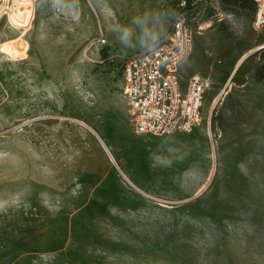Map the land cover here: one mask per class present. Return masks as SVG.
<instances>
[{"label":"rangeland","instance_id":"374dc122","mask_svg":"<svg viewBox=\"0 0 264 264\" xmlns=\"http://www.w3.org/2000/svg\"><path fill=\"white\" fill-rule=\"evenodd\" d=\"M27 2L25 29L0 15V264H263L264 30L253 0H210L189 15L181 71L206 83L205 115L159 136L133 127L124 50L111 39L125 26L107 25L106 0L92 21L83 0Z\"/></svg>","mask_w":264,"mask_h":264},{"label":"built area","instance_id":"2783aa9c","mask_svg":"<svg viewBox=\"0 0 264 264\" xmlns=\"http://www.w3.org/2000/svg\"><path fill=\"white\" fill-rule=\"evenodd\" d=\"M256 5L254 28L264 30V0ZM169 31L150 47L121 55L122 92L138 134L165 135L189 131L203 119L207 85L198 75L181 71L193 49L189 15L210 0H168ZM106 43L105 39H102ZM264 49V44L257 47Z\"/></svg>","mask_w":264,"mask_h":264},{"label":"crops","instance_id":"0c3cea01","mask_svg":"<svg viewBox=\"0 0 264 264\" xmlns=\"http://www.w3.org/2000/svg\"><path fill=\"white\" fill-rule=\"evenodd\" d=\"M97 1L104 3L105 0H83L82 3L84 13H89L91 21L94 20L93 13L94 10L96 11L94 3ZM167 1L106 0L104 4L107 6V13L105 15L107 25L114 27L124 24V33L125 31L128 33L126 37L124 33L122 35L115 33L111 38L112 44L115 47L119 45L124 50L123 54L132 55L150 47L161 39L169 31L171 25L170 20L165 15ZM122 7L129 8V11L125 13ZM97 30L99 31L98 28ZM106 40L110 41L108 38ZM262 263L264 264V260Z\"/></svg>","mask_w":264,"mask_h":264},{"label":"bare ground","instance_id":"6f19581e","mask_svg":"<svg viewBox=\"0 0 264 264\" xmlns=\"http://www.w3.org/2000/svg\"><path fill=\"white\" fill-rule=\"evenodd\" d=\"M0 1L4 2V0H0ZM27 4L28 5L30 4V2H27V0H13L12 3L9 4V7L5 10L6 13L4 14L3 12H0V15L1 14L6 15L8 18V21L15 28H24L25 29L27 24H28V19H29V15H28L29 9L25 8L26 6H28ZM201 29H204V28H201ZM14 47L12 45L5 44L3 49H4V52H6L8 55L15 56L16 51H17L15 49H17V48H14ZM102 143H103L107 153L110 155L112 160L117 164L118 161H117V158H116L115 154L113 153L112 149L103 140H102Z\"/></svg>","mask_w":264,"mask_h":264},{"label":"trees","instance_id":"16d2710c","mask_svg":"<svg viewBox=\"0 0 264 264\" xmlns=\"http://www.w3.org/2000/svg\"><path fill=\"white\" fill-rule=\"evenodd\" d=\"M168 2V1H167ZM254 2V1H253ZM255 4V3H254ZM256 6V5H255ZM169 12H170V10H169V6H168V3L166 4V6H165V15L168 17L169 16Z\"/></svg>","mask_w":264,"mask_h":264},{"label":"clouds","instance_id":"9594fccd","mask_svg":"<svg viewBox=\"0 0 264 264\" xmlns=\"http://www.w3.org/2000/svg\"><path fill=\"white\" fill-rule=\"evenodd\" d=\"M124 35H125V37L128 35L127 31H125Z\"/></svg>","mask_w":264,"mask_h":264}]
</instances>
